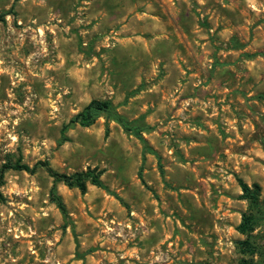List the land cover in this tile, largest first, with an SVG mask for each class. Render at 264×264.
Wrapping results in <instances>:
<instances>
[{"label":"rangeland","instance_id":"obj_1","mask_svg":"<svg viewBox=\"0 0 264 264\" xmlns=\"http://www.w3.org/2000/svg\"><path fill=\"white\" fill-rule=\"evenodd\" d=\"M0 264H264V0H0ZM111 100L135 130L102 113ZM58 201L65 207L60 208ZM256 247L245 254L237 241Z\"/></svg>","mask_w":264,"mask_h":264},{"label":"trees","instance_id":"obj_2","mask_svg":"<svg viewBox=\"0 0 264 264\" xmlns=\"http://www.w3.org/2000/svg\"><path fill=\"white\" fill-rule=\"evenodd\" d=\"M1 20H4V16H0ZM102 113L107 114L108 116L112 117L113 120L117 121L127 130H135L137 134H139V128L130 127L129 123L115 111V107L111 100H98L93 99L91 100L81 111H79L76 115H74L70 121L64 125L63 130L72 125H80L83 127H89L93 125L96 121V118L100 116ZM40 166H45L47 171L50 173L51 176L55 178L56 181H63L69 187H77L82 192L87 191V183L86 181L90 179L93 184L105 187L102 180L98 175H90L89 173L79 172L74 173L72 175H67L65 173H59L54 171L48 162L46 161H39L35 165L30 166L27 163L21 162L18 159L15 163L7 162L4 163L0 169V187L4 181V173L7 169H15V170H24L29 173H35ZM238 182L241 187L242 193L240 195L241 199H245L249 203V211L243 213L242 221L238 225V230L243 234H248L254 228L258 217L261 215V212L264 213V209L260 204V194L262 191V186L258 183H254L249 185L246 183L242 178L238 177ZM4 195L0 190V201H4ZM60 208L65 212V207L61 201H58ZM238 249L245 253L251 254L254 253L256 247L254 242L247 238L245 240L237 241ZM240 264H255L253 262H248L245 259L240 262Z\"/></svg>","mask_w":264,"mask_h":264}]
</instances>
